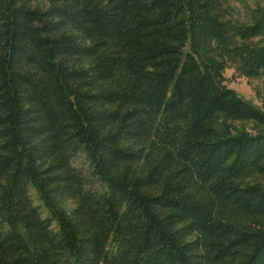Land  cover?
Segmentation results:
<instances>
[{
	"label": "trees",
	"instance_id": "16d2710c",
	"mask_svg": "<svg viewBox=\"0 0 264 264\" xmlns=\"http://www.w3.org/2000/svg\"><path fill=\"white\" fill-rule=\"evenodd\" d=\"M32 1L0 0V264H264V230L220 213L264 218L236 183L264 131L214 126L264 125L218 83L221 0Z\"/></svg>",
	"mask_w": 264,
	"mask_h": 264
},
{
	"label": "rangeland",
	"instance_id": "374dc122",
	"mask_svg": "<svg viewBox=\"0 0 264 264\" xmlns=\"http://www.w3.org/2000/svg\"><path fill=\"white\" fill-rule=\"evenodd\" d=\"M49 3L50 0H33L31 6L46 9ZM221 7L223 19L227 24L228 41L222 42L219 46L216 45L219 48L217 54H219L218 59L221 62V67L217 71L218 83L221 87L234 90L238 96L264 113V74L250 75L244 64V59L253 51L264 47V0H221ZM257 23L262 24L259 35L248 39L237 36L238 28H246ZM203 57H206L204 52ZM214 126L220 133L264 131V125L254 121L229 120L221 115L216 118ZM236 183L264 187V174L247 172L237 179ZM33 196L36 199L35 192H33ZM36 204H39L37 199ZM220 213L223 218L229 219L241 227L264 230V218L238 214L228 204L220 205ZM218 264H243V262L241 259H230Z\"/></svg>",
	"mask_w": 264,
	"mask_h": 264
}]
</instances>
